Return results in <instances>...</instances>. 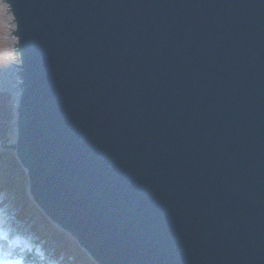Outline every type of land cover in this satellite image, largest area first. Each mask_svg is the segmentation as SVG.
Returning a JSON list of instances; mask_svg holds the SVG:
<instances>
[{"label": "water", "instance_id": "water-1", "mask_svg": "<svg viewBox=\"0 0 264 264\" xmlns=\"http://www.w3.org/2000/svg\"><path fill=\"white\" fill-rule=\"evenodd\" d=\"M0 151L93 264H264V0H0Z\"/></svg>", "mask_w": 264, "mask_h": 264}, {"label": "trees", "instance_id": "trees-1", "mask_svg": "<svg viewBox=\"0 0 264 264\" xmlns=\"http://www.w3.org/2000/svg\"><path fill=\"white\" fill-rule=\"evenodd\" d=\"M11 119L10 98L0 95V140L7 137ZM26 185L13 154L0 152V259L5 264H92L30 203ZM17 238L25 239L32 249L15 246Z\"/></svg>", "mask_w": 264, "mask_h": 264}, {"label": "rangeland", "instance_id": "rangeland-1", "mask_svg": "<svg viewBox=\"0 0 264 264\" xmlns=\"http://www.w3.org/2000/svg\"><path fill=\"white\" fill-rule=\"evenodd\" d=\"M2 65H1V61H0V67H1ZM3 235V234H2ZM13 244L15 245V246H17V247H20V248H22V249H29V250H31L32 249V247L28 244V242L26 241V240H24V239H20V238H18V239H16V240H14V242H13ZM7 264H21L20 262H14V263H7Z\"/></svg>", "mask_w": 264, "mask_h": 264}, {"label": "snow or ice", "instance_id": "snow-or-ice-1", "mask_svg": "<svg viewBox=\"0 0 264 264\" xmlns=\"http://www.w3.org/2000/svg\"><path fill=\"white\" fill-rule=\"evenodd\" d=\"M0 264H5V261H3L2 259H0Z\"/></svg>", "mask_w": 264, "mask_h": 264}]
</instances>
